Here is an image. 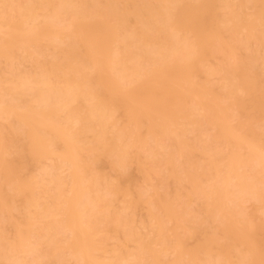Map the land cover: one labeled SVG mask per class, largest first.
<instances>
[{
  "label": "bare ground",
  "instance_id": "1",
  "mask_svg": "<svg viewBox=\"0 0 264 264\" xmlns=\"http://www.w3.org/2000/svg\"><path fill=\"white\" fill-rule=\"evenodd\" d=\"M62 39L64 47L55 43ZM45 48L53 56L40 60ZM215 56L221 61L210 65ZM25 61L31 69L22 71ZM263 75L264 0H0V232L19 243L46 217L41 236L61 227L74 249L93 235L106 246L117 233L125 240L117 220L139 231L132 213L145 204L148 264L184 255L264 264V245L259 252L252 233L262 225L239 224L234 215L237 199L263 198L264 134L252 127L264 120ZM205 126L214 133L203 139ZM187 131L198 144L186 141ZM138 150L142 160L132 157ZM105 158L121 183L97 170ZM134 160L143 178L162 167L175 185L185 181V195L202 199V217L169 190L127 199L122 184ZM46 161L40 176L51 185H42L48 202H39L37 182L23 171ZM17 195L39 206L23 224L9 215ZM217 214L224 240L203 237L191 248L187 239ZM167 251L176 256L164 263Z\"/></svg>",
  "mask_w": 264,
  "mask_h": 264
},
{
  "label": "rangeland",
  "instance_id": "2",
  "mask_svg": "<svg viewBox=\"0 0 264 264\" xmlns=\"http://www.w3.org/2000/svg\"><path fill=\"white\" fill-rule=\"evenodd\" d=\"M60 23V24H64ZM67 42L66 39H62V40H57L55 43L57 45H61V47H64V43ZM261 50V49H260ZM237 59L240 61H244L245 60V55L243 53V51H237ZM53 56V49L52 48H45L43 51V54L39 57L40 60H48ZM221 61L220 57H214L212 59L209 60V64L210 65H216L217 63H219ZM22 71H27L31 69L30 63L28 61H25L24 63H22L19 67ZM264 78V75H263ZM199 79L202 80H208L210 83H214V78L213 77H204L203 75L199 76ZM264 83V82H263ZM238 117H240V115H237ZM237 120L232 119L230 120V123L235 125ZM5 123L4 120H0V125H3ZM252 127L254 130V133L257 135H261L264 134V120L263 119H257V121H254L252 123ZM214 133V129L205 126L204 127V132H203V136H201V138L205 139L210 137L211 134ZM185 139L187 142L190 143H195L198 144L196 138H195V134L193 132L187 131L185 134ZM159 140L162 143H166L167 139L165 137H159ZM89 141V138H87L86 142ZM149 144H152V140L149 139ZM244 152V150L242 151ZM144 151L143 150H138L137 153H132V157L137 158L139 157L140 160H142V156L144 155ZM197 158V157H196ZM50 163L49 161H46V163L44 162L42 165L37 166V165H27L26 169L23 171V174H26L27 177H31L32 179H34L37 183L34 186L33 189V196L36 197L38 199L39 202L42 201H47L48 202V195H47V191L45 189H43L42 185H46L47 187H50V183L47 181L46 177H43L41 179L40 176V167H43V165L45 164V166H48L47 164ZM97 170L106 175L109 179L116 181L118 179L117 176V172L118 170L116 169H112L109 166V160L107 158L101 160V162L98 164L97 166ZM128 174L130 176V180L128 181V183H123L122 185H125V187L123 186V190L125 191L126 197L131 198V197H135V194L139 191L145 193V194H152L153 192H163L165 190H169L176 202H186V207L189 210V215H193L195 217H197L198 219L202 217V208H201V204H202V199L199 197H194V196H189L187 197L185 194L188 191V184L185 181H180L178 185H175L169 178H165L164 176V171L162 170V167H160V172L159 174H151L149 176V178H143L141 173L138 171L137 169V163L136 160H134L128 167L127 169ZM61 176H66L67 175V171L64 168H61L59 171ZM119 183H121L123 181L122 178L118 179ZM262 189V188H261ZM176 191V193L174 192ZM262 195L263 198L262 199H255L248 196H244L240 199H237L235 201V208H234V215L235 218L238 219V223H245L247 222L248 224L256 227L257 225H262V228L260 229H255L252 233L255 235V239L257 241L258 244V248H259V252H263V245H264V189H262ZM122 204V202L120 201H116L113 203L114 207H120ZM231 204H233L232 202H227V205L230 207ZM9 206H10V213L9 215L11 216V218L16 221L19 224H23L25 221V212H29V215H34L38 209L39 206L38 205H25V203H23V200L21 199V197L19 195H17V197L12 200L11 202H9ZM130 211V210H127ZM6 212V211H5ZM5 212L0 213L2 216H4ZM133 216H134V221L135 223L139 226V232H140V236H151L153 235L152 233H150V228H148V226H145L144 221L146 220V207L145 204H139L138 206H136L133 209ZM221 214V213H218ZM215 215V219L216 220H212L209 219L203 223H201V229L202 232L187 239V243L188 245L192 248V247H196L195 245L197 243H200V239H202L203 237H209L212 236L214 237L217 241H223L225 238V234H224V225L221 223V221L217 220V218H219V215ZM186 224L189 226L190 223L189 221H186ZM171 223H168V226H170ZM192 225L197 226L196 224H194V222L192 223ZM6 232L9 238L13 237V231L12 228L7 226L6 227ZM177 233L180 236H183L185 234V231L183 228H178L177 229ZM173 236V234L170 231H166L165 233V238L166 239H170ZM111 238H115L116 240L120 241L121 243H123L125 240L123 239V237L121 236V234L117 233L115 234V236L110 237V239H108L107 244L105 246V251L104 252H99L98 255L100 257H103L105 255L106 252H110L112 250V242H111ZM119 246V245H117ZM128 247H132V245H128ZM154 248H157L158 245L154 244L153 245ZM175 253H173L172 251H167L165 254H163L161 256V259L163 260V262L165 263L166 261H170L171 259H173L175 257ZM185 257H187L186 255H184ZM200 257L203 259L204 254L200 253ZM250 257H247V259ZM146 259V257H145ZM147 260V259H146ZM221 264V263H220Z\"/></svg>",
  "mask_w": 264,
  "mask_h": 264
},
{
  "label": "clouds",
  "instance_id": "3",
  "mask_svg": "<svg viewBox=\"0 0 264 264\" xmlns=\"http://www.w3.org/2000/svg\"><path fill=\"white\" fill-rule=\"evenodd\" d=\"M261 188L264 189V174ZM44 219L47 218L36 221L28 237L19 243L9 240L0 232V264H148L145 259L150 251L145 246L147 241L140 236L139 231H132V225L127 221L123 225L120 220L116 221L118 226L127 230L125 241L121 243L111 238L112 250L100 257L98 253L104 249L105 244L99 236L93 235L88 243L74 249L70 247L71 234L61 227H57L52 235L41 236L40 229ZM174 264H220V262L182 256L174 261Z\"/></svg>",
  "mask_w": 264,
  "mask_h": 264
}]
</instances>
